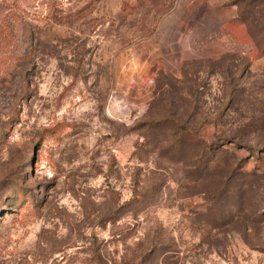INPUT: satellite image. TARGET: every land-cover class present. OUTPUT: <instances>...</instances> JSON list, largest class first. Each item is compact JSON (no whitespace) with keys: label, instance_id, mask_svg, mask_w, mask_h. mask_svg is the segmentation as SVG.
Wrapping results in <instances>:
<instances>
[{"label":"rangeland","instance_id":"374dc122","mask_svg":"<svg viewBox=\"0 0 264 264\" xmlns=\"http://www.w3.org/2000/svg\"><path fill=\"white\" fill-rule=\"evenodd\" d=\"M0 264H264V0H0Z\"/></svg>","mask_w":264,"mask_h":264}]
</instances>
